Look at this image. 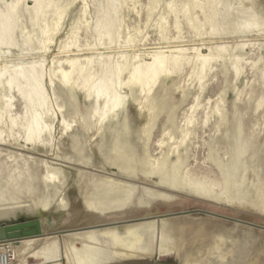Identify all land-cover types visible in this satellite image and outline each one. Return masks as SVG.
<instances>
[{
	"label": "rangeland",
	"instance_id": "obj_1",
	"mask_svg": "<svg viewBox=\"0 0 264 264\" xmlns=\"http://www.w3.org/2000/svg\"><path fill=\"white\" fill-rule=\"evenodd\" d=\"M1 18L0 208L46 209L0 223L40 218L36 237L69 232L82 212L119 234L153 221L139 232L153 254L139 264H180L168 242L197 264H264V0H0ZM153 57L163 69L144 95L128 77ZM9 76L27 79V114ZM99 79L100 99L87 98ZM111 93L118 106L97 122L91 111ZM33 115L47 130L42 146L22 139ZM105 176L128 185L100 186ZM80 186L128 196L88 209ZM111 240L79 245L115 259L124 245ZM61 249L29 264H65Z\"/></svg>",
	"mask_w": 264,
	"mask_h": 264
},
{
	"label": "bare ground",
	"instance_id": "obj_2",
	"mask_svg": "<svg viewBox=\"0 0 264 264\" xmlns=\"http://www.w3.org/2000/svg\"><path fill=\"white\" fill-rule=\"evenodd\" d=\"M4 20L5 19H2V18L0 19V21H4ZM7 28H8L7 25L3 26L4 30H6ZM1 29H2V26H1ZM152 59L153 60L149 63V65H148L147 69L144 71V73L140 72V67H134L133 71L129 74V77H128L129 82L138 83L141 86L140 88H141V91L144 93V95H146V93H148V90L151 87V85L153 84V82L155 81L157 74L163 69V68L161 69V67H162L161 65H158L156 63V59L154 57ZM147 72H148V74L145 76V74ZM15 76H9L7 81H6V84L9 86H14V85L17 86V87L15 86V87L17 88V91L20 95V98L26 103L25 104L26 111L24 113L27 114L28 107H30L29 104H31V100L28 96V93L24 92L25 90L23 88V85H24V83H26L27 79H23L20 83H16L15 82V79H16ZM67 76H68V74L65 73L63 75L62 79L63 80L66 79ZM100 87H101L100 79L96 83H92L91 85H88V87L86 89H84L86 94L88 95L87 98L89 96H93L95 98V100L97 99L96 101H98V99H100V96H101L100 95ZM83 88H85V87H83ZM114 91L115 90H113L112 92H114ZM117 102L118 101L116 100L115 96L112 95V93L110 94L109 97L107 95L103 100L102 107L100 109L94 108L95 110L91 111L92 116L96 119L97 122L101 121L104 117H106L112 110H114L118 106ZM34 105H35V103L32 104L31 106H34ZM91 112H90V114H91ZM24 113H23V115H25ZM34 116L35 115H33L32 118H27L29 123H28V126L23 130L22 139H23L25 144L42 146V145H44L43 136L47 130L43 125L40 124V122ZM97 122H96V124H97ZM190 124H191V122L187 121L184 124L185 126L183 125L185 127L184 128L185 133H187L188 127ZM99 128H101V127L98 126V129ZM44 142H46V141H44ZM48 144H49V142H48ZM83 180H85V179H83ZM97 180H98V183L100 184V186H103V185L109 186L111 184H119L117 186H127L128 185V184L122 183L120 180H116V179L106 177V176L105 177H99V178H97ZM103 187H105V186H103ZM169 187H172V186L169 184ZM118 188H120V187H118ZM88 192H86V189L84 186H80L79 191H78L79 198L85 207H87L88 209L94 208V210H95V208L96 209H105V208H109L113 205L121 204L124 201H126V197L128 196V193H126V194L123 193L124 195L121 193V195H115V196L113 195V197H114L113 198L112 194L109 190L106 193H103L100 198H98V197L95 198V197L91 196ZM119 193L120 192H118V194ZM116 194H117V192H116ZM34 200H36V199H34ZM42 202L43 203H41V204H36V203L32 204L30 202L28 204L22 203V205H12L11 204V206H9V207L5 206V208H0V217H4L6 215H9L12 212L16 211V209L27 211L33 215L38 216L41 213H43L46 209V207H45L46 203L44 201H42ZM149 211H150V213H152L151 210H149ZM156 211H158V209ZM82 213L83 214L81 215V218H86L87 221L86 222H80L81 220H78L77 222H73L69 225L64 226L67 230H69V232L62 233L59 236H57V235L43 236V234H42L41 236L28 237V238L21 239L19 241L5 242L7 244L8 249L12 251V255L15 258L14 261L10 262L9 264H29L30 259L34 261L40 257L44 258L46 260L56 258L57 256L61 255V253H60L61 248H60V242H59L60 240L67 241L68 245L70 243H72L71 246H65L64 243H61V245L64 247V250H62V249L61 250L65 253V257H66L65 258V260H66L65 264H136V263H139V262L149 258L153 254L150 247L143 246V244L142 245L140 244L142 239L139 235L140 231H143V230L144 231H150L153 224H154L153 221H150V222L144 221V222L126 224V227H124L126 229L122 232V234H119L116 226L99 227V226L103 225L104 222L101 221L97 217V215L90 213V212H88V213L82 212ZM100 213H102V212H100ZM118 221H121V220L113 219V220H110L109 222L114 223V222H118ZM164 221H166V220H164ZM172 222L174 223V221H172ZM166 223H167V221H166ZM168 223L170 224V222H168ZM39 224L41 226L40 220H39ZM161 225H164V224H161ZM82 228H92V229L80 230ZM169 228H166V229L168 230ZM180 229H182V228L180 227ZM162 230H164V229H162ZM180 232H182V231H180ZM160 233H161V231H160ZM146 234H148V233H146ZM103 237H105L107 239L114 240L115 244H116V241L118 243L121 242V244L123 243L124 247H121V250H119L117 248L118 246L117 247L115 246L118 249L117 254L115 256V259H110L107 257H103L101 255L99 256V253L96 252L95 250H92V249L89 250L88 252H85V253L81 251L80 245H79L80 241L96 242L98 239L103 238ZM193 238H196V237H193ZM27 239H31V240L29 242L27 241L28 243H25V244L21 243V241L23 242L24 240H27ZM169 241H170V239H169ZM148 243H149V241H148ZM168 244H169V246H167V248L173 249L175 256L179 260L180 264H197V262H195L196 260H193L194 262L191 261L190 257H192V256L189 255L191 253L188 251L189 252V254H188V252H186V250L183 249V246L185 244L184 245L183 244L178 245L177 243L172 244L170 242H168ZM116 245H119V244H116ZM153 249H155V248H153ZM162 250L164 252L163 246H162L160 252ZM199 252H200V250H199ZM199 254H201V252ZM194 255H197V254H194ZM195 258H196V256L194 257V259ZM203 258H205V257L203 256ZM188 259H190V260H188ZM207 259H208V257H207ZM200 260H202V257L200 258ZM51 264H60V262H52Z\"/></svg>",
	"mask_w": 264,
	"mask_h": 264
},
{
	"label": "water",
	"instance_id": "obj_3",
	"mask_svg": "<svg viewBox=\"0 0 264 264\" xmlns=\"http://www.w3.org/2000/svg\"><path fill=\"white\" fill-rule=\"evenodd\" d=\"M41 233V226L38 218L7 226L0 223V241H19L21 238H28Z\"/></svg>",
	"mask_w": 264,
	"mask_h": 264
},
{
	"label": "built area",
	"instance_id": "obj_4",
	"mask_svg": "<svg viewBox=\"0 0 264 264\" xmlns=\"http://www.w3.org/2000/svg\"><path fill=\"white\" fill-rule=\"evenodd\" d=\"M12 251L8 249L5 242L0 243V264H9L14 260Z\"/></svg>",
	"mask_w": 264,
	"mask_h": 264
},
{
	"label": "flooded vegetation",
	"instance_id": "obj_5",
	"mask_svg": "<svg viewBox=\"0 0 264 264\" xmlns=\"http://www.w3.org/2000/svg\"><path fill=\"white\" fill-rule=\"evenodd\" d=\"M140 263V262H139ZM139 263H136V264H139Z\"/></svg>",
	"mask_w": 264,
	"mask_h": 264
}]
</instances>
